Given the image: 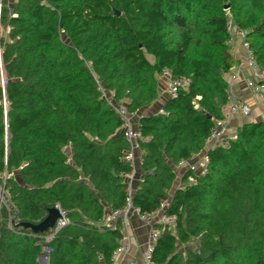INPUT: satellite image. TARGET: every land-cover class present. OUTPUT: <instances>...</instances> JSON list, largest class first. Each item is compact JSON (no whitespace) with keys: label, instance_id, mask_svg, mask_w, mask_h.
I'll return each mask as SVG.
<instances>
[{"label":"trees","instance_id":"1","mask_svg":"<svg viewBox=\"0 0 264 264\" xmlns=\"http://www.w3.org/2000/svg\"><path fill=\"white\" fill-rule=\"evenodd\" d=\"M229 16L264 70V0H0V171L19 221L10 228L0 213V264L112 261L123 227L101 222L125 206L133 165L106 95L139 113L160 99L164 68L185 87L137 119L133 205L153 212L168 201L177 217L159 226L152 263L264 264L263 120L235 126L207 150L204 172L189 169L175 185L179 163L202 153L225 117L240 63ZM57 205L69 223L51 240L20 225Z\"/></svg>","mask_w":264,"mask_h":264},{"label":"built area","instance_id":"2","mask_svg":"<svg viewBox=\"0 0 264 264\" xmlns=\"http://www.w3.org/2000/svg\"><path fill=\"white\" fill-rule=\"evenodd\" d=\"M227 28L231 35L228 44L232 47L235 37L241 38L242 53L240 56V63L237 68L228 76V107L225 111V117L217 120L214 128L211 130L207 139L210 147L216 145H226L231 136V123L233 119L245 120H263L264 121V70L258 66L254 59L253 51L250 49L249 42L246 39V32L240 29L234 22L233 18L229 16ZM246 72L248 75H244ZM159 81L161 92L167 98H175L178 96L179 90L186 85L184 78L175 77L169 68H164L159 74ZM239 81L243 82L245 89H247L251 98L255 100L258 110L254 109L251 104L241 98L236 93L237 84ZM106 94V93H104ZM106 99L112 105L116 112L123 120V130L126 139L131 145L130 151L126 154L125 159L132 163L133 169L130 173L125 174L127 179L126 187V204L119 209L108 210L102 218V224L110 229H116L119 225L125 227L131 216H137L143 223L149 226L148 241L145 246L143 261L131 260L125 262L119 259L118 256H126L132 249L129 237L123 234L122 241L118 248L112 254V261L110 263L102 262L101 264H153L151 260L152 252L158 236L160 234L159 226H174L177 220L176 215L166 213L168 201L161 203V206L153 212H142L140 208L133 205V194L135 192L136 173L138 171L139 162L135 156V150L138 148V141L142 139V133L138 127V121L134 120L135 113L128 112L126 106L116 104L111 95H106ZM208 162L207 153L202 156L198 161L192 162L183 160L178 165V171L181 169L185 171L191 169L196 172H204L205 166ZM10 174L7 171H0V213L6 210L9 213L8 226L12 228L14 225L19 224L18 219L14 217V204L6 186L7 178ZM190 181H194V177H190ZM56 207H59L57 205ZM61 210L62 218L58 219L55 226L51 228L43 237L46 241L51 240L55 234L69 223L64 210ZM49 251L50 248L45 247ZM48 264V257L42 256L40 261Z\"/></svg>","mask_w":264,"mask_h":264},{"label":"crops","instance_id":"3","mask_svg":"<svg viewBox=\"0 0 264 264\" xmlns=\"http://www.w3.org/2000/svg\"><path fill=\"white\" fill-rule=\"evenodd\" d=\"M232 52L237 58H239L241 56V53H242L241 38H239L238 36L235 37V39H234V44L232 46ZM244 75L247 76L248 74L246 72H244ZM236 93L241 98L247 100L254 109H256V110L259 109L255 100H253L251 98L247 89H245L242 81L238 82L237 88H236ZM166 98H167L166 95L163 92H161L160 99H158L156 102H154L148 108L141 110L139 113L136 112V114L134 116V120L136 121L139 118V116L141 114H144V113L152 114V113H157L159 111H162L163 101ZM242 122L243 121L241 119H233V121L231 123L232 130H235V126L241 124ZM209 148H211V147L207 143L206 148L202 153L194 156V158L192 160H188V161L195 162V161L200 160L202 158V156L207 153V150ZM140 155H141V151H140V149L137 148L135 150V156H136V159H138L137 160L138 162L140 161ZM185 172L186 171L184 170V172H183L182 169L179 171L177 180L175 182L176 186L182 185V176ZM122 231H123V234H125L129 237V240L131 241L132 249L129 252V254H127L126 256L119 255L118 258L123 259L125 262H130L131 260H137L139 262L143 261L145 246H146L147 241H148L149 226L147 224L143 223L137 216L133 215L129 219L128 224L125 227H123Z\"/></svg>","mask_w":264,"mask_h":264},{"label":"water","instance_id":"4","mask_svg":"<svg viewBox=\"0 0 264 264\" xmlns=\"http://www.w3.org/2000/svg\"><path fill=\"white\" fill-rule=\"evenodd\" d=\"M226 9L229 8V5L225 6ZM116 14H120L119 10L115 9ZM62 213L59 207L49 208L47 216L39 223L33 224L30 222H21L20 225L30 229L35 234H42L48 232L51 228H53L58 221V219L62 218ZM45 261V260H44Z\"/></svg>","mask_w":264,"mask_h":264},{"label":"rangeland","instance_id":"5","mask_svg":"<svg viewBox=\"0 0 264 264\" xmlns=\"http://www.w3.org/2000/svg\"><path fill=\"white\" fill-rule=\"evenodd\" d=\"M234 131H235V130H232V129H231V131H230L231 135L234 133ZM179 247H180L182 250H186V249L189 247V245H186V246H182V245H180ZM41 264H42V262H41ZM45 264H47V261H45Z\"/></svg>","mask_w":264,"mask_h":264}]
</instances>
